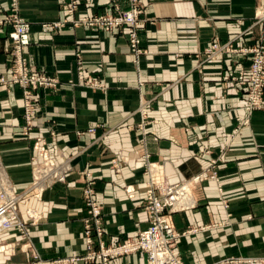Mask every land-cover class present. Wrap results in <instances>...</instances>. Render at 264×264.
<instances>
[{"label":"crops","instance_id":"crops-1","mask_svg":"<svg viewBox=\"0 0 264 264\" xmlns=\"http://www.w3.org/2000/svg\"><path fill=\"white\" fill-rule=\"evenodd\" d=\"M77 1L73 20L108 12L113 3L127 7V0ZM141 1L139 36L146 53L135 69L125 28L105 31L73 25L66 18L65 0H17L19 14L30 25L23 53L28 65L59 83L39 92L27 134L21 128L20 90L0 88V176L15 193L23 194L17 212L27 227L24 237L15 228L0 236L13 243L8 252H0V264H99L64 260L85 251L81 191L85 183L91 181L96 190L101 240L114 245L148 225L143 208L148 179L182 181L207 165L210 156L219 157L213 167L218 183L194 184L195 206L166 212L178 231L205 227L179 237L175 254L183 264H214L231 256L264 258V111L243 123L244 95L222 78L224 72L245 68L244 57L203 56L213 39L236 37L235 45L251 43L247 34L237 35L250 25L256 6L264 0ZM10 2L0 0V11ZM8 47L0 29L4 74L10 67ZM78 61L82 76L104 83L103 90L77 80ZM140 100L149 101L148 117L155 120L144 131L137 126ZM37 137L45 140L53 160L69 169L63 181L45 188L39 198L29 190L32 157L39 160L33 148ZM113 158L121 165L118 175ZM148 162L156 168L146 169ZM129 185L132 197L124 190ZM30 210L38 215L31 225ZM146 262L142 251L110 260Z\"/></svg>","mask_w":264,"mask_h":264},{"label":"built area","instance_id":"built-area-1","mask_svg":"<svg viewBox=\"0 0 264 264\" xmlns=\"http://www.w3.org/2000/svg\"><path fill=\"white\" fill-rule=\"evenodd\" d=\"M77 4V0H65L66 18L73 25H84L105 31L127 26L130 49L135 54L140 53L137 28L140 23L139 18H141L143 12L141 0H127V7L125 9H120L116 3H113V9L108 12L83 16L80 19L73 20L72 16L77 8ZM59 24V22L52 23L53 26H59ZM254 25H259L261 31L264 33V10L255 15L254 21L244 33L251 35ZM29 27V22L19 14L17 0H11L8 9L0 11V29L5 31L6 37L9 40L7 51L10 57V69L8 73H0V88L16 87L20 90L22 98L21 128L24 134H27L32 126L34 107L39 98V92L56 87L59 83L57 78L39 72L28 65L23 53L24 48L29 44ZM235 39L236 37L231 38L222 44L214 41L208 47V57L222 53L234 52L238 55H250L252 51L257 53L264 51L263 44L257 47L238 46L234 44ZM79 63L80 61H78V65H80ZM258 66L259 64L253 61L250 69L257 70ZM225 77L234 78L232 75H226ZM239 79L243 80V83L247 81L243 73L239 75ZM80 82L87 87L101 88L104 85L103 83L94 82L90 77ZM139 110L143 112L144 106L142 105ZM33 148L37 150L39 160L36 157H32L29 190L33 191L32 196L39 198L45 188L53 185L55 182L63 181L65 172L69 169L66 164L56 163L53 160L49 155L46 142L43 138L37 137L33 142ZM112 166L114 173L118 175L121 165L115 158L112 159ZM148 166L149 169L148 167L147 169L149 171L156 168L152 163H149ZM200 170L191 180L184 179L175 183H170L165 179L155 182L150 180L144 192V207L147 212L148 225L134 237H126L114 245H106L101 240L103 228L100 224V206L95 197L96 190L91 181L85 183L82 187L83 203L86 210V216L83 220L85 253L78 260L110 264V260L114 256L142 251L147 255L146 264H183L182 260L174 252L177 239L183 235L199 231L203 227H194L193 229L187 227L183 231H178L168 223L167 218L164 217L162 212L165 209L175 211L195 206L192 197V185L200 183L207 178L205 170L203 168ZM208 177L217 180L215 170L208 174ZM218 189L220 190L219 186ZM124 190L129 197L133 196V188L130 185L124 187ZM22 198L23 194L15 193L8 180L3 181L0 176V236L4 235L11 228H15L21 236H26V224L20 221L17 212L18 202ZM27 216L30 219V225L38 219V215L31 210L27 212ZM95 242L97 247L94 245ZM12 246L13 243L9 244L5 240H0V252L6 253ZM68 259L64 260L68 261ZM253 260L249 257L236 256L225 261L229 264H237L240 262L250 263ZM262 261L264 262V258ZM214 264H222V262Z\"/></svg>","mask_w":264,"mask_h":264},{"label":"rangeland","instance_id":"rangeland-1","mask_svg":"<svg viewBox=\"0 0 264 264\" xmlns=\"http://www.w3.org/2000/svg\"><path fill=\"white\" fill-rule=\"evenodd\" d=\"M143 3V2H142ZM143 10H144V5H143V8H142ZM262 10H264V3H260V4H258L257 6H256V9H255V12H254V14H253V17H252V22L254 21V17H255V15L256 14H258V13H261V11ZM142 16V15H141ZM139 20H140V23H139V25H138V28H137V38H138V40H139V49H140V53H134V52H132L131 51V49H130V39L128 38V30H127V26H122V27H120V28H118V29H121V28H125L124 29V31H125V33H124V35L126 36V43H127V46H128V49H129V54H130V56H131V62H132V65H133V67L135 68V69H137L138 68V62H139V58L142 56V55H144L145 53H146V51H145V49L142 47V44H141V40H140V36H139V29H140V26H141V24H142V18H139ZM252 22L250 23V25L252 24ZM249 25V26H250ZM248 26V27H249ZM247 27V28H248ZM254 27H256L255 29H254ZM246 28V29H247ZM246 29L243 31V32H241V33H239V34H241V35H243V34H246V33H244L245 31H246ZM252 29H254V31H253V33L251 34V35H248V38L250 39V41H251V43H249L248 45H245V46H253V47H257V46H259V45H261V44H263L264 45V33L261 31V29H260V26L259 25H254L253 26V28ZM238 34V35H239ZM227 40H229V39H225V40H219V39H213L212 41H210V43H209V45L204 49V51H203V56L205 57V59H211V58H214V57H223L224 58V56L225 55H227V54H233L234 52H232V53H226V54H224V53H222V54H217V55H215V56H210V57H208L209 56V53H207V51H208V47H210V45H211V43H213L214 41L215 42H217V43H220V44H222L223 42H225V41H227ZM234 54H236V53H234ZM242 57H244L247 61H248V65L244 68V67H242V68H239L238 70H236V71H231V72H224L223 73V76H222V78H223V80H225V81H227V82H230V83H232V85L237 89V90H240L242 93H243V95H244V99H243V104H242V108H243V110H244V112H245V115H246V118L245 119H243V123H246V121H248L247 119V117H249V116H251L253 113H255V112H257V111H264V51L263 52H260V53H257V52H255V51H252L251 53H250V55H241ZM226 58V57H225ZM136 61V62H135ZM253 61H254V63H258L259 64V66H258V68H257V70H253V69H250V66H251V64L253 63ZM31 67V66H30ZM10 69V68H9ZM36 70V69H35ZM241 73H243V76L244 77H246V79H247V81L246 82H242L243 80H241V79H239V75L241 74ZM234 76V78H231V77H225V76ZM51 76V75H50ZM54 77V76H53ZM86 78H88V77H86ZM86 78H84L83 76H82V74H81V70H80V65L78 66V69H77V80L78 81H84ZM98 83H100V82H98ZM104 84V83H103ZM106 87V85L104 84L103 85V87H90V88H95V89H100V90H103L104 88ZM253 100H252V99ZM21 100H22V98H21ZM149 104V101L148 100H140L139 101V105H138V107H137V109H136V111H137V115H138V117H139V121H138V124H137V126L139 127V129H141V131H144V127H145V125L147 124V123H153V122H155V120L154 119H149V115H148V111H147V109H146V106ZM144 106V111L143 112H140V107L141 106ZM205 154H207V155H209V149H205L204 151H203ZM143 156H145V155H143ZM217 158H219L218 156H216V157H211L210 156V161L208 162V164L207 165H205V166H201L200 167V169L201 168H203L204 170H205V174L207 175V178H205L204 179V181H202V182H200L201 184L203 183V182H206V181H209V180H212V181H215V182H217L218 183V181H219V178L217 177V175H216V177H217V180H215L214 178H209L208 177V174H210V173H212V172H214V164L216 163V160H217ZM149 163H152L153 164V162H148L146 165H145V168L147 169V167H148V169H149V166H148V164ZM154 165V164H153ZM112 168H113V166H112ZM1 170V169H0ZM114 170V169H113ZM120 171H121V169H120ZM120 171H119V173H120ZM199 171H201V170H199ZM198 171V172H199ZM198 172H196V173H194L193 175H191L190 177H188V178H186L185 180H191V178L195 175V174H197ZM2 178V180L3 181H6L3 177H1ZM162 180V179H161ZM150 181V179H148L147 181H146V186H147V183ZM160 181V180H159ZM199 182L198 183H196V184H200ZM193 186V185H192ZM145 189H146V187H145ZM82 191V190H81ZM144 192H145V190H144ZM128 195V194H127ZM192 197H193V200H194V202H195V198H194V195H193V193H192ZM82 198L84 199V196H83V193H82ZM219 199H220V201L222 202V203H225L226 201V199H224V197H222V196H220L219 197ZM196 204V203H195ZM143 208L145 209V207H144V205H143ZM146 211V210H145ZM167 211H169L168 209H165L162 213H163V215H164V217H166L167 218V216H166V212ZM146 215H147V212H146ZM168 220V219H167ZM169 223V222H168ZM203 227V226H202ZM207 227H209V226H207ZM174 228V227H173ZM190 229L192 228H194V227H189ZM203 228H205V227H203ZM202 228V229H203ZM83 229H84V227H83ZM202 229H200V230H202ZM197 232V231H196ZM192 233H195V232H192ZM82 238H83V233H82ZM175 247V246H174ZM84 253H85V251H84ZM83 253V254H84ZM82 254V255H83ZM82 255H79V256H75V257H77V258H75V259H71V260H69L68 259V261L69 262H73V261H78V258L79 257H81ZM231 257H236V256H231ZM231 257H228V258H225V259H223V260H221V262H222V264H229L227 261H225V260H227V259H230ZM242 257H245V256H242ZM247 257V256H246ZM70 258H73V257H70ZM249 258H251V257H249ZM252 259H254L253 261H262V259L263 258H261V259H257V258H252ZM80 261H83V260H80ZM225 261V262H224ZM83 262H85V261H83ZM183 262V261H182ZM220 262V261H219ZM237 264H244V262H240V263H237Z\"/></svg>","mask_w":264,"mask_h":264},{"label":"bare ground","instance_id":"bare-ground-1","mask_svg":"<svg viewBox=\"0 0 264 264\" xmlns=\"http://www.w3.org/2000/svg\"><path fill=\"white\" fill-rule=\"evenodd\" d=\"M67 165V164H66Z\"/></svg>","mask_w":264,"mask_h":264}]
</instances>
